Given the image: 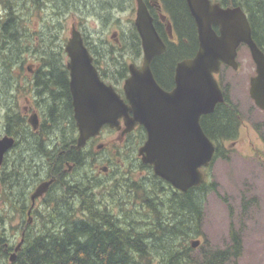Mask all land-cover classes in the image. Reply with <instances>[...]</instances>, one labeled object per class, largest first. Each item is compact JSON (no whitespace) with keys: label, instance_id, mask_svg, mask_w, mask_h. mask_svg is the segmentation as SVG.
<instances>
[{"label":"flooded vegetation","instance_id":"obj_1","mask_svg":"<svg viewBox=\"0 0 264 264\" xmlns=\"http://www.w3.org/2000/svg\"><path fill=\"white\" fill-rule=\"evenodd\" d=\"M64 1L66 2V0ZM128 1L132 3L129 5ZM142 1L152 17L154 28L165 45L164 51L151 59L150 68L157 84L163 90L170 91L176 85L175 74L177 63L183 59L192 58L198 51L197 25L190 13L186 0ZM209 2L217 4L222 9L240 7L249 23L252 39L264 53V21L261 24L256 23L254 14L250 12L252 7H249L248 0H209ZM180 7H185L186 9L190 20V32L182 31L184 30V26L183 19L179 13ZM56 9L62 10V13H57ZM92 9L94 10L92 11ZM81 10H87L92 13L99 20L101 29H89L82 24L83 21L78 23V20H76L72 21L69 27V34L68 29L65 33H62L64 31L63 20H65L61 19L62 16L64 14L67 15L69 12ZM118 11H130L134 13V16L129 18L130 25L128 31L124 32L122 30L119 32L116 29L112 30L111 33L105 34L103 27L117 23L119 17L117 15ZM135 15L136 0H67L66 3L62 4L58 2L54 3V0H15L14 3H6L0 0V139H12L11 145L2 154L0 173H5V176L9 177L12 170L11 165L16 160V157L20 155V149L26 142V138L36 139L40 143L42 141L46 150L57 157L58 155L62 156L64 151L66 152L70 148L71 143H73L71 147H73V151L78 156L77 158H79L81 166L75 167L74 161H63V157H61L62 170L71 175L79 171L81 167H87L89 176L94 179L93 182L101 184L104 190L107 188L106 184L109 182L115 181V184H117L119 176H121L120 179L130 176V172L134 166L133 162L137 164L139 162L142 163L137 153L129 156V151H132V147L128 146V141H132L134 138L137 139L139 141L138 148L147 137L146 129L140 123H137L131 130L123 132V117L117 118L120 123L118 128L116 125L110 126L108 123H104L97 134L90 136L86 139L83 146L76 148L79 130L74 117L72 94L69 85V71L66 68L69 57L64 51V45L70 38L73 26L82 36V41L88 49L91 63L96 68L100 80L107 85H111L114 91L124 98L122 87L125 78L130 74L128 65L132 63L135 67L139 68L143 62L141 38L135 25ZM56 18L57 21H55ZM66 18L68 21L69 14ZM7 21H11V24H13V30L8 35L10 37L9 41L12 38H16L15 41L18 43L16 47L18 55L11 57L8 62L5 58L6 52L4 51L8 38L6 35H3L4 30H6L5 24ZM211 28L216 35L220 34V26L218 24L212 23ZM125 42L130 44V48L126 50L129 55L125 60H121L123 62H119V49L123 46L118 48V45L125 44ZM23 43L35 46V49L29 50L30 62H27L26 65V62H22L24 59L21 51ZM189 44L192 45L183 54L181 53V55L172 60L169 74L162 72V69L158 68V56L166 54L169 49L176 50L180 48L182 50V47L184 49ZM246 50L249 51L254 66L252 73L247 79H244L246 75L244 63H241V55ZM235 61L237 63L236 67L222 62L219 70L213 73L222 92L223 100L216 102L212 111L202 113L199 118L204 133L215 143L213 140L214 134L210 131V126L214 121L211 118V114L216 113L218 110H223L227 114H230L231 111L232 116L230 118L233 124L231 131L227 134H218L223 139L222 144L225 150L227 149L225 141L233 140V138L237 137L239 130L243 126L255 125L254 131L257 137L264 138V106L258 104L262 103L264 105V91L262 88L257 89L256 95L259 102L256 103L251 95L250 86L251 78L258 74L257 66L245 41H240L237 44L235 48ZM119 63L126 64L127 66L123 73L120 72ZM21 71H28L32 75L30 77L32 88H30L27 96H22V91H27L26 89H17V84L7 82V75H16ZM226 71H229V73ZM51 72H60L66 76V91L68 93V107L70 108L66 116L62 115L61 109H50L49 106L51 104L48 102V95L44 93L41 83L42 79L35 80V76H45ZM232 72L238 73L237 79H235V74ZM129 114L131 115V113ZM58 120L71 123L72 133L69 143L66 142L67 135L65 137V144H62L61 136L54 134L53 127ZM218 136L216 137L218 138ZM53 140L56 141L57 146L54 145ZM120 140L122 142L125 141L124 146H128L127 150L125 149V155L126 160H130V167L124 168L122 171L119 170V165L116 163ZM212 162L213 160H210L209 164L203 168L205 169ZM144 165L151 167L149 164ZM50 175H42L37 178L30 177L25 190V193L29 194L30 201L31 192L34 187L40 182L51 178ZM5 176L3 175L1 178L5 179ZM49 187L47 192L34 198V201H31L28 209L25 210H22L20 205H16L18 201L23 200L20 196L16 198V202H12L15 206L5 201L6 197H3L5 191L0 196V198H4L3 206L4 211H6L0 217V261L7 255V258L10 259V255L13 252L16 254L22 246L25 234L30 232L34 220H38L40 211H43L40 210V206L45 202L44 199L51 190ZM4 189L5 183L0 181V193ZM126 191L129 193L130 189L127 188ZM91 192L93 194V189ZM94 194L96 196V193ZM25 217L27 220L24 221ZM8 221L17 222L12 224ZM8 224H10L9 227ZM20 239H22L21 244L16 249Z\"/></svg>","mask_w":264,"mask_h":264},{"label":"trees","instance_id":"obj_2","mask_svg":"<svg viewBox=\"0 0 264 264\" xmlns=\"http://www.w3.org/2000/svg\"><path fill=\"white\" fill-rule=\"evenodd\" d=\"M56 1L59 4L67 2ZM248 1L256 23L261 24L264 21V0ZM56 12L62 13V10L56 9ZM179 13L183 19L182 31L190 32V20L185 7H180ZM5 26L3 35H6L8 40L4 51L8 62L11 57L18 55V43L16 38L9 41L8 35L13 30L11 21H7ZM191 45H184L182 50L169 49L166 54L158 56V68L169 74L172 60L183 54ZM125 46L130 48L127 42ZM126 67V64L119 63L120 72L123 73ZM39 78L42 79L44 93L48 95L50 109H61L62 115L66 116L70 109L66 76L60 72H51L49 75L35 76V80ZM230 116L231 111L227 114L223 110L211 114L214 121L210 131L214 134L213 140L216 144L214 158H224L227 155L222 144L223 139L218 134L231 131L233 124ZM53 128L54 134L61 136L62 144H65L66 135V142H70V122L58 120ZM53 143L57 146L55 140ZM71 145L62 156L57 157L46 150L42 141L40 143L36 139L26 138L20 155H16V160L11 165L9 177L0 173V178L5 176V179L0 180L5 183V189L0 196L5 191L3 197L12 205L20 196L23 200L18 201L16 205H20L22 210L28 209L31 203L29 194L25 193L30 177L50 174L54 177L49 187L51 190L44 199L47 209L39 213V228L37 227L36 232L30 228V232L25 234L23 244L16 252L13 262L7 261V255L2 258L0 264H141L140 261L147 259L146 254L152 249L165 255L163 264H224L229 258L240 256L241 242L233 231L231 242L225 247L199 245L198 257L192 254L194 248L189 238L199 232V224L203 219L204 194L214 189L213 183L203 181L198 187L180 191L151 172L152 187L144 180H140L141 183L132 182L129 189L133 193L134 203L142 210L148 211L149 216L147 225L140 228L136 226L135 221H127L129 217L121 219L113 214L95 194L93 197L91 187L98 184L89 176L87 167L79 169L77 179L62 170V160L74 161L75 167L80 165ZM138 165L140 169H151L140 162ZM140 189L143 190L141 196Z\"/></svg>","mask_w":264,"mask_h":264},{"label":"water","instance_id":"obj_3","mask_svg":"<svg viewBox=\"0 0 264 264\" xmlns=\"http://www.w3.org/2000/svg\"><path fill=\"white\" fill-rule=\"evenodd\" d=\"M186 1L197 25L199 48L195 56L177 63L176 85L170 91L157 84L150 68L151 59L163 52L165 45L142 0H136L135 25L141 37L143 62L139 68L132 63L128 65L130 75L123 83L126 101L111 85L100 80L78 31L72 30L64 46L69 56V85L79 130L76 148L97 134L104 123L118 128V117L124 118L123 132L140 123L147 132L137 151L141 161L152 165L155 175L180 191L204 181L201 167L209 164L215 146L204 133L199 118L223 100L213 73L222 62L237 66L235 48L240 41L247 43L257 66L258 74L251 78L250 86L256 103L259 102L257 89L264 91V53L252 39L249 23L240 7L222 9L209 0ZM212 23L220 26L219 35L211 28ZM11 143V138L0 139V163ZM52 180L42 181L35 187L30 196L32 202L48 189ZM198 242L192 240L191 246ZM14 258L13 252L10 261Z\"/></svg>","mask_w":264,"mask_h":264},{"label":"rangeland","instance_id":"obj_4","mask_svg":"<svg viewBox=\"0 0 264 264\" xmlns=\"http://www.w3.org/2000/svg\"><path fill=\"white\" fill-rule=\"evenodd\" d=\"M1 1L6 3L15 2V0ZM54 3H57V1L54 0ZM131 3V1H128L129 5ZM68 14L69 19L67 21L66 17ZM68 14H64L61 18L65 19L63 20L64 31L62 33H65L68 29L69 34V27L72 21L76 20H78V23L83 21L82 24L89 29H101L99 20L87 10L69 12ZM103 14L105 13L103 12ZM117 15L119 16L117 23L103 27L105 34L111 33L112 30L116 29L119 32L122 30L124 32L128 31L129 18H132L134 13L118 11ZM55 21H57V18ZM120 46L123 47L120 48ZM118 48H120L119 62H123L121 60H125L129 53L126 52L125 44H119ZM21 49L22 57L24 58L22 62H26V65L27 62H30L29 50L35 49V46L23 43ZM241 63H244L246 75L244 79H247L252 73L254 66L248 50L242 53ZM226 72L229 73V71ZM233 74H235V79H237L238 73ZM31 76L28 71H21L16 75H7V82L17 84V89H26L27 91H22V96H27L30 88H32ZM254 128L255 125L252 126L251 124L243 126L239 130L237 137L233 138V140L225 141L227 148L226 157H216L208 167L203 168L206 175L205 181L213 183L215 190L213 189L204 194L203 219L199 224V232L198 234H192V237L189 238V242L193 239L200 240L196 246H192L194 248L192 254L196 257L199 255V245L211 246L212 248H221L228 245L231 242V231H233L240 239L241 253L235 259L229 258L224 264H264V138L257 137ZM128 142V146L132 147V151H129V156H133L137 153L136 148L139 145V141L134 138ZM124 145L125 141L122 142L120 140L118 143L119 153L116 159L120 171L130 167V160H126L125 155V149L128 146ZM133 165L135 166L132 168L130 176L123 178L125 180L120 179L121 176H119L118 183L115 184V181L107 183L105 190L100 187V184L91 188L93 189V197L94 193H96L95 197L99 198L100 201H104V204L117 217L121 219L129 217L127 221L133 220L136 226L142 228L149 222L148 211L142 210L137 203H134L133 193H127L126 190L130 188L132 182L141 183L140 180H144L152 187V179L148 169H140L135 162H133ZM72 175L77 179L78 171L70 176ZM142 193L143 190L140 189L139 196ZM3 201L4 198L1 197L0 217L6 212L4 211ZM44 203L40 206V210L47 209ZM25 220H27L26 217ZM8 222L15 224L17 221ZM38 222L39 219H35L32 225V230L35 232L39 228ZM145 257L148 258L143 260V262L139 260L141 264H163L165 255L152 249Z\"/></svg>","mask_w":264,"mask_h":264},{"label":"bare ground","instance_id":"obj_5","mask_svg":"<svg viewBox=\"0 0 264 264\" xmlns=\"http://www.w3.org/2000/svg\"><path fill=\"white\" fill-rule=\"evenodd\" d=\"M51 177H52V175H51ZM113 193H114V192H113ZM115 193H116V192H115ZM112 196H114V195H112ZM94 206H95V205H94ZM94 206H93V207H94ZM97 206H98V205H97ZM105 217H106V216H105Z\"/></svg>","mask_w":264,"mask_h":264}]
</instances>
